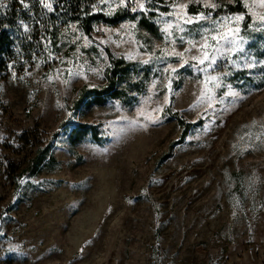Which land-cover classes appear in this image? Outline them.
<instances>
[{"label": "rangeland", "instance_id": "1", "mask_svg": "<svg viewBox=\"0 0 264 264\" xmlns=\"http://www.w3.org/2000/svg\"><path fill=\"white\" fill-rule=\"evenodd\" d=\"M19 1L31 12L0 78V264H264V0H131L140 15L167 5L157 34L126 19L94 23L91 37L63 19L52 37L41 0ZM237 1L248 28L244 13L188 12ZM107 50L138 63L133 101L76 107L82 88L107 85ZM203 51L213 67L191 58ZM176 112L203 124L180 140ZM80 124L99 141L73 143ZM48 143L56 162L28 176Z\"/></svg>", "mask_w": 264, "mask_h": 264}, {"label": "trees", "instance_id": "2", "mask_svg": "<svg viewBox=\"0 0 264 264\" xmlns=\"http://www.w3.org/2000/svg\"><path fill=\"white\" fill-rule=\"evenodd\" d=\"M53 4L54 11L49 12L51 22L49 29L52 37L56 34L57 28L54 21L63 19L65 23L76 22L81 30L91 37L93 32L94 23H103L107 25H116L125 21L126 19L137 20L138 25L152 34H157L158 29L154 22L151 21L155 15L158 14L157 10H168L167 5L164 6L159 1L147 2L149 9L146 10L144 15H140L139 11L133 12L131 9L126 8L121 12L112 15H107L102 12L94 11L93 4L95 0H46ZM30 8H25L19 0H0V78H3L8 69V65L12 60L14 48L18 40V35L22 31L23 21L29 19ZM188 12L191 14L204 13L217 16L218 14H232L244 13L243 27L248 28L251 22V17L246 11L242 2L226 4L218 11L211 9H199L196 5H190ZM110 61V66L107 70V85L100 88H82L79 98L76 102V107L79 106L87 97H91V101L97 104L105 102L108 98L123 99L126 102H132L133 99H128L126 84H130V78L138 73V63L125 60L123 58H115L110 50H107ZM143 79L147 80L150 68L148 66L143 68ZM246 74L245 70L233 73L232 79L235 80ZM146 82L142 79L137 81L139 91L142 92L146 88ZM124 84L122 87L119 85ZM179 124L182 126V134L180 140H183L188 134L189 130L193 127L203 124V120H197L196 123H187L179 113H175ZM88 132L92 138L98 142V129L95 126H88L80 124L74 129L73 143L79 141ZM52 145L48 143L45 147L38 150V153L31 159L29 165L24 169L27 175L32 176L37 174L39 167L48 157V164L56 162L53 155L48 156ZM21 174V173H20ZM19 177V176H18Z\"/></svg>", "mask_w": 264, "mask_h": 264}, {"label": "snow or ice", "instance_id": "3", "mask_svg": "<svg viewBox=\"0 0 264 264\" xmlns=\"http://www.w3.org/2000/svg\"><path fill=\"white\" fill-rule=\"evenodd\" d=\"M41 3L43 4V6H44L49 12L54 11L53 4H52L51 2H46V0H41ZM129 3H131V0H120V5H121V6H124V7H126V8L128 7ZM24 7L27 8L28 5L25 4ZM139 8H140V9H143V8H144V4L141 3V4L139 5ZM131 10H132L133 12L138 11L137 8H132ZM237 19H242V17H238ZM26 30H27V29H26ZM206 41H207V38H205L204 44L201 45L202 48L207 46ZM219 43H220V41H217V45H219ZM226 43H229V44H230V43H232V41L228 40V41H226ZM194 47H195V46H194ZM216 50H218V48H217ZM186 51H191V49H186ZM177 55L183 56V53H178ZM202 56H203V58H199V57H196V56H193V57H191V58L194 59V60H198V63H199L200 65H203V64L205 63V61H209V63H208V67H209V68L213 67V65H215L216 62H217L215 56L210 57L207 51H203V52H202ZM145 63H147V61H145ZM172 71H176V69H172ZM213 79H214V78H213ZM22 183H23V181H22Z\"/></svg>", "mask_w": 264, "mask_h": 264}]
</instances>
